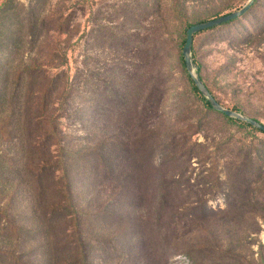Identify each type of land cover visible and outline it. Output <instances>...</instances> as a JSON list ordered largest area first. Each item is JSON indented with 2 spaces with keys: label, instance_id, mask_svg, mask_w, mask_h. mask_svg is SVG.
<instances>
[{
  "label": "rangeland",
  "instance_id": "374dc122",
  "mask_svg": "<svg viewBox=\"0 0 264 264\" xmlns=\"http://www.w3.org/2000/svg\"><path fill=\"white\" fill-rule=\"evenodd\" d=\"M247 2L0 0V250L73 259L69 185L89 264H264V134L205 107L180 60L190 25ZM193 47L215 97L264 123V0ZM164 182L180 221L156 219Z\"/></svg>",
  "mask_w": 264,
  "mask_h": 264
},
{
  "label": "trees",
  "instance_id": "16d2710c",
  "mask_svg": "<svg viewBox=\"0 0 264 264\" xmlns=\"http://www.w3.org/2000/svg\"><path fill=\"white\" fill-rule=\"evenodd\" d=\"M257 1L258 0H255L254 3H253V5L243 15H241V16L233 19V20H230L228 22H225V23H223L221 25H218V26H215V27H212V28H209V29L200 31L198 33L205 32V31H208V30H212V29H215V28H217L219 26L229 24V23H231V22H233L235 20H238V19H241V18H247V17L251 16L252 12L255 9V6H256ZM228 13H230V12L224 13V14H222L220 16L226 15ZM220 16L216 15V17H214V18H217V17H220ZM214 18H212V19H214ZM208 20H211V19L200 20L199 22H196V23H201V22H205V21H208ZM196 23H194V24H196ZM198 33H196V34H198ZM185 41H186V38H184L183 41H182L183 46L185 44ZM193 45H194V42H193ZM192 49L194 50V47ZM193 59H194V62L196 64V66H197V63H196V60H195V57L194 56H193ZM180 60H181V63L183 65V67L187 71L186 64H185V60H184V56H183L182 53L180 54ZM187 75H188L189 80L191 82V86H192V89H193L194 93L201 99V101L204 103L205 107H207L210 110H215L212 107V105L210 104V102L207 100V98L198 89V87L196 86L195 82L193 81V79L190 76V74L188 73V71H187ZM201 78L203 79L202 76H201ZM203 81H204V79H203ZM205 84H206V82H205ZM206 86H207V84H206ZM208 89H209V87H208ZM211 93L213 94L212 91H211ZM46 96H47V92L44 94V98H46ZM214 97H215V95H214ZM229 109H232L234 111L239 112V110L237 108H235V107H232V108H229ZM215 111H217V110H215ZM217 112L221 113L228 121H230L232 123H236V124H239V125H242V126H246V127L250 128L252 130H255V131H258V132L264 134V131L263 130H261V129L257 128V127H254V126H252L251 124H249V123H247L245 121H242V120H239V119H235V118H232V117H228L227 115H225L224 113H222L220 111H217ZM252 118H254V117H252ZM255 119H257V118H255ZM257 120L260 121L259 119H257ZM35 147L37 148V146H35ZM41 173H42V169L38 170L37 175H36V177L38 178V180L41 178V176H40ZM168 183L169 182H164V185L162 184L160 186L161 187V190H162V200L160 201V203L158 205L155 206V208H156V212H155L156 219L159 221L160 218L162 220L165 219V218H169V219H178L180 221L182 219V217L180 215V211L182 210V205L181 204L169 205L164 200V197L167 196V195H169V193L171 191V186L170 185L172 183L171 184H168ZM178 186H180V185H178ZM63 193L65 195L66 204L63 205L62 207H60V211H64V215L69 214V213H67L68 211H70V210L72 211V212H70L71 213V217H72V224L76 228L75 229V234L77 232V237L75 235H73L74 239H71L69 242H67L65 244L64 249H63V250H69V249L73 250L74 253H75V257L73 259H71L70 261H68V262H65L64 261L63 264H89L88 263L89 262V260H88V254H87L86 246H85L86 245V242L80 237L81 236L80 235L81 229H83L82 227L87 226V221H86V219H84L85 217L82 218L83 215L80 216L77 212H75V210L73 208V204H72L71 198H70V188H69V185L64 187ZM190 211H191V215L188 216L186 219H187V222L190 224L191 227H193V225H195L196 223H199V222L204 221L205 218L210 213V209H209V207L207 206L206 203H200L199 205L192 206L190 208ZM57 212H58V208L57 207H55L53 209H50L48 211V214H49L48 219L49 220H53L55 218V214ZM61 214L62 213H60V216H61ZM6 218H7V216H6ZM5 228H6V226H4V228H0V230H2V229L5 230ZM15 231L17 232V234H19L20 228L18 230L15 229ZM18 239H20V237H18ZM67 246H69V247H67ZM26 262L27 261H25L21 257V255H19V254L16 255L13 252H8V251H2V250H0V264H27Z\"/></svg>",
  "mask_w": 264,
  "mask_h": 264
},
{
  "label": "water",
  "instance_id": "95a60500",
  "mask_svg": "<svg viewBox=\"0 0 264 264\" xmlns=\"http://www.w3.org/2000/svg\"><path fill=\"white\" fill-rule=\"evenodd\" d=\"M254 1L255 0H248V2L243 7L239 8L235 11H232L226 15H223V16L205 21V22L196 23V24L191 25L186 30V41H185V44L183 46L182 54L184 56V60H185V64H186V68H187L188 73L192 77V79L195 82L198 89L207 98V100L210 102V104L212 105V107L215 110L224 113L228 117H232L235 119L245 121V122L251 124L252 126L257 127V128L264 131V123H262L261 121H258L255 118L249 117L243 113L234 111L232 109H229V108L223 106L214 97V95L211 93V91L208 89L205 82L201 78L200 74L197 72V66H196L194 59H193V56H192L194 36L196 33L203 31V30H206V29H209V28H212V27H215V26H218V25H221L225 22H228L230 20H233V19L243 15L253 5Z\"/></svg>",
  "mask_w": 264,
  "mask_h": 264
}]
</instances>
